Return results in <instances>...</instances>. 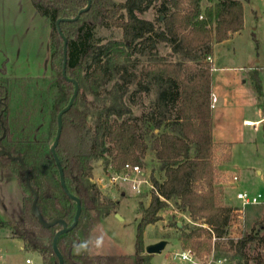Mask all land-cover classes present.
I'll return each instance as SVG.
<instances>
[{
	"label": "trees",
	"instance_id": "obj_1",
	"mask_svg": "<svg viewBox=\"0 0 264 264\" xmlns=\"http://www.w3.org/2000/svg\"><path fill=\"white\" fill-rule=\"evenodd\" d=\"M30 2L51 27L49 69L53 93L48 90L44 99L48 104L46 127L11 126V81L3 63L0 137L1 124L6 133L0 145L9 154L22 158L30 184L38 192L37 205L46 222L60 219L70 226L76 213V203L61 187L50 151L57 132V116L74 90L67 79L75 80L80 90L85 87L92 96L88 101L82 92L78 93L73 106L62 116L56 146L66 189L81 205L76 226L57 240L63 264H152L153 255L145 252L144 232L146 227L161 221L163 212L170 210L168 227L175 229L174 238L182 250L190 249L198 258L212 251L230 250L235 259L233 264H264V254L256 249L264 243V236H259L263 227L242 232L235 239L230 237L236 214L233 207L223 204V191L215 173V152L219 146L212 140L211 67L206 59L214 44L243 29L242 2L91 0L89 10L80 15L86 0ZM153 6L159 14L156 18L159 25L139 17ZM78 15L77 20L66 21ZM58 20L61 34L67 40L65 76ZM107 24L122 31L121 40L101 44L95 29ZM159 44L171 49L169 57L152 54ZM136 54L148 56L153 66L144 64L138 68L136 58H132ZM170 57L176 58V62L167 63ZM186 62H192L194 68L186 66ZM259 74L260 69H256L251 80L254 90L261 95ZM151 88L155 97L144 107L142 95L147 98ZM138 105L144 109L136 115L132 108ZM26 120L27 125L33 124L30 118ZM148 152L155 161L157 176L153 173L147 178L151 185L147 191L148 205L142 202L138 205L140 218L134 253L90 255L91 232L103 218L117 214L118 208V203L103 194L93 180L94 164L101 163L105 170L111 166L114 172H119L129 163L144 171ZM0 175L6 182H13L21 206L20 218L0 222V228H8L10 237L22 242L24 251L38 254L41 264H58L51 244L56 228H44L32 215L33 196L18 162L0 156ZM176 213L184 223L176 221ZM170 238L166 234L159 239ZM44 239H48L47 244Z\"/></svg>",
	"mask_w": 264,
	"mask_h": 264
},
{
	"label": "rangeland",
	"instance_id": "obj_2",
	"mask_svg": "<svg viewBox=\"0 0 264 264\" xmlns=\"http://www.w3.org/2000/svg\"><path fill=\"white\" fill-rule=\"evenodd\" d=\"M241 1L244 6V27L229 40L214 45L215 70L211 73V90L218 99L211 114L214 140L218 143L231 144L230 147L219 146L215 155L216 182L223 191V204L237 208L234 206L238 205L235 200V193L238 190L262 196L260 205L246 209V213L251 215L250 218L245 216L243 224L237 218L232 222L229 231L230 237L234 239L242 232L258 230L261 227L263 228L259 231V236H264V128L261 126L255 129L253 126L243 124V120L256 118L257 105L261 108L264 106L262 101L258 103L259 99L247 74L248 69L255 66L261 67L263 71L260 76L264 89V0ZM113 2L120 3L123 0H113ZM205 6L203 2V8ZM35 12L30 0H0V67L5 63L6 76L11 81L9 86L12 97L11 126L18 129H26V126L28 128L30 125L39 126L40 129L46 127L45 114L48 112V104L44 99L48 90L49 93H53L49 64L36 63L33 66L32 61L28 62L26 57L28 53L32 57L34 51L44 52L46 41L50 42L49 22ZM158 15L156 7L153 6L139 17L159 25L156 21ZM95 35L101 44L109 40L122 39V31L108 24L97 27ZM170 51L169 47L159 44L155 53L152 54L158 58H167ZM132 58H136L138 68L149 61L148 56L137 54ZM170 58L176 61V58ZM186 66L194 68L193 63ZM14 77L21 79L14 80ZM81 92L88 101L92 99L85 87L79 89V94ZM153 96L154 93L147 98L142 95L141 101L144 107L150 104ZM242 104H247L249 107L243 109ZM144 107L138 105L132 109L136 115H139ZM28 118L33 124L27 125ZM147 135L150 136V132ZM145 163L144 172L147 178L153 173L156 175V164L150 152L147 153ZM101 169L104 172L101 163L94 164L95 174H101ZM257 170L261 174H257ZM233 176H237L239 181L235 183ZM147 191L146 186L141 189V194H135L127 185L119 187L108 184L105 187L103 194L119 200L117 212L123 219L119 220L113 215L100 221L93 235L90 255H132L134 253L136 225L140 218L138 205L140 202L145 206L148 205ZM14 194L13 182L7 180L0 186V220L9 218L11 214L9 210H13L15 206L9 201L15 199ZM4 208L8 211L4 212ZM171 213V210L163 212L161 221L145 229L144 243H150L166 234L172 237L159 240L165 241L166 245L159 254H153L152 264H217L216 261L223 258L226 260L221 264H233L235 259L230 250L221 253L212 251L202 258L196 257L194 262L173 259L174 254L180 253L181 248L174 238L175 229L168 227ZM176 221L184 223L178 214ZM256 249L261 255L264 254V243L257 245ZM26 259H31L34 264H41L38 254L22 250V242L12 239L7 228H0V264H25Z\"/></svg>",
	"mask_w": 264,
	"mask_h": 264
},
{
	"label": "water",
	"instance_id": "obj_3",
	"mask_svg": "<svg viewBox=\"0 0 264 264\" xmlns=\"http://www.w3.org/2000/svg\"><path fill=\"white\" fill-rule=\"evenodd\" d=\"M86 1H87V5L85 6V8L80 10L79 15L89 10L90 5H91V0H86ZM79 15L76 16L74 19H67L66 21L77 20ZM59 23H60V20H58L56 22V27H57L58 33L60 34V36L63 39V71H62V73L65 76V64H66V55H67V51H66L67 40L61 34V31L59 29ZM67 80H68V82L73 84L74 90H73V94H72L68 104L59 112V114L57 116V132H56L55 139H54L52 145L50 146V151L52 153V156L54 158V161L56 163V166H57V169H58V172H59V179H60L61 187L65 191L66 195L76 203V213H75V216H74V220H73V222H72V224L70 226H68L65 221L60 220V219H53L50 222H46L43 219V217H42V215L40 213V210L38 208V205H37L38 192L30 184L29 172H28V170H27L22 158L20 156H17V155L9 154L0 145V156H4V157H6V158H8L10 160L17 161L19 166H20V169L25 173V185L27 186V188L29 189L30 193L33 196V202H32L31 208H30L32 215L36 217L38 222L44 228H50V227H55L56 228V233L54 235V238H53L51 244H52L53 253L55 254V256L58 259V264H63V258L61 256V253L58 250L57 240H58L59 236H61L64 233H67L68 231L72 230L76 226V224H77V222L79 220L80 214H81L80 201H79L78 198H76L75 196H73V195L68 193V191L66 189L65 181H64L63 171H62L61 165L59 163L58 157L56 155V146L58 144V140H59V137H60V134H61V130H62V116L66 112H68L69 109L73 106V104H74V102H75V100H76V98L78 96V93H79V85H78V83L75 80H72V79H67ZM1 126H2V135L0 137V140L5 136V133H6V130L3 127L2 124H1ZM115 216L119 220H122V218L119 215L115 214ZM44 243L47 244L48 243V239H44ZM165 245H166L165 241H159V242H157L155 244H151L149 246H146L145 247V252L148 255H153V254H157V253L159 254L164 249Z\"/></svg>",
	"mask_w": 264,
	"mask_h": 264
},
{
	"label": "crops",
	"instance_id": "obj_4",
	"mask_svg": "<svg viewBox=\"0 0 264 264\" xmlns=\"http://www.w3.org/2000/svg\"><path fill=\"white\" fill-rule=\"evenodd\" d=\"M238 1H241V0H238ZM245 1V0H244ZM242 2V1H241ZM242 4H243V2H242ZM34 11H35V9H34ZM36 14H38L37 12H35ZM243 27H244V6H243ZM48 33H49V31H48ZM235 34H237V33H235ZM234 35V34H233ZM48 37V36H47ZM232 37V35L230 36V38ZM229 38V39H230ZM228 39V40H229ZM47 40V39H46ZM227 41V40H226ZM47 43H46V46H45V49H44V52H39V51H34V52H32V57H31V55H29V53H28V55H26V57H27V60H28V62H31L32 61V65L33 66H35L36 65V63L37 64H40L41 63V65H45V64H49V57H50V54H51V47H50V42H49V40L48 41H46ZM225 42V41H224ZM223 43V42H222ZM218 44H221V43H218ZM214 45H217V44H214ZM214 45H213V47H214ZM6 56V55H5ZM4 56V57H5ZM29 56V57H28ZM3 57V58H4ZM25 57V58H26ZM209 58H210V61H208L207 59H206V62L207 63H209L210 64V67L211 68H214L213 70H211V73L215 70V67H214V61H215V59H214V54H213V51H212V54L210 55V56H208ZM24 58V59H25ZM2 61V60H1ZM168 62H176V61H173L172 59H170V61H167V63ZM190 63H192V62H186L185 64L186 65H188V64H190ZM151 64V66H153V62H150V61H148L147 63H146V66H149ZM195 65L193 64V67H194ZM189 67H191V66H189ZM199 68V67H198ZM256 69H260V74H259V77H260V81H261V88H262V94L261 95H258L257 94V92L255 91V93H256V95H257V97H258V99H259V102L258 103H260L261 101L263 102L262 103V105H264V89H263V86H262V80H261V72L263 71V69L261 68V67H258V66H255L254 68H251V69H248L247 70V74H248V76H249V79H250V81H251V84H252V80H251V73L252 72H254ZM212 76V75H211ZM26 78H35V77H26ZM16 79H21V78H18V77H14V80H16ZM252 86H253V84H252ZM211 89V88H210ZM253 89H254V87H253ZM152 93H154V89L153 88H151V90H150V93H149V95L150 94H152ZM148 95V96H149ZM152 96V95H151ZM154 97H155V94H154V96H153V99H154ZM212 97H215V95H214V93L212 92V90H211V96H210V98H209V102H210V105H211V114H212V109H213V107H214V105L218 102V99L216 98V102L215 103H212ZM152 99V100H153ZM149 105V104H148ZM241 106H243V109H244V107L245 108H248L249 106L247 105V104H242ZM256 110H257V115H256V118L254 119V120H243V124H245L246 122H251V123H257V122H261L260 123V125H258V127H257V129H259L261 126L264 128V106L261 108L260 107V105H257V107H256ZM211 117H212V115H211ZM246 125V124H245ZM247 126V125H246ZM212 140H213V143L214 144H216V146H224V145H228L229 147L231 146V144L230 143H227V142H220V143H218V142H216L215 140H214V125H213V120H212ZM217 153L215 152V155H216ZM257 174H261V172L259 171V170H257ZM93 180L96 182V184H98L99 185V183L100 182H102V187L100 186L99 188L102 190V192L104 191V189H105V187L107 186V183L105 182L106 181V177H105V175H104V172L102 171V169H101V174H95L94 173V171H93ZM238 181H239V179H238ZM5 183V177L3 176V175H0V186L2 185V184H4ZM101 184V183H100ZM14 186V185H13ZM14 189H15V186H14ZM14 196H15V199H13L12 201H9V203H13L15 206H14V208H13V210H9L10 211V216H9V218H5V220H0V222H5V221H14V220H18L19 218H20V214H21V206H20V198H19V193H18V191L15 189V194H14ZM112 198V197H111ZM113 200H114V198H112ZM117 203H118V201L119 200H115ZM11 203V204H12ZM238 203V202H237ZM238 205H235L234 207H237ZM8 211V209H6V208H4V212H7ZM247 211H245V216H247V218H250L251 217V215H249L248 213H246ZM247 214V215H246ZM115 216V214H112V215H109V216H107L106 218L108 219L110 216ZM117 215H119L120 217H121V215L117 212ZM245 216H244V221H245ZM105 218V219H106ZM122 218V217H121ZM123 219V218H122ZM98 225H100V222H99V224ZM97 227L98 226H96L94 229H93V231L91 232V235H90V243H89V253L91 252V250H92V244H93V235H94V233H95V231H96V229H97ZM8 229V228H7ZM8 231H9V229H8ZM10 234V233H9ZM159 240L160 239H157V240H153L152 242H150V243H145V247L146 246H149V245H151V244H155V243H157V242H159ZM22 250H23V244H22ZM182 250V249H181ZM93 256H96V255H93ZM41 260V259H40ZM26 261V260H25ZM30 261H31V264H34L33 263V261L30 259ZM25 264H26V262H25Z\"/></svg>",
	"mask_w": 264,
	"mask_h": 264
},
{
	"label": "built area",
	"instance_id": "obj_5",
	"mask_svg": "<svg viewBox=\"0 0 264 264\" xmlns=\"http://www.w3.org/2000/svg\"><path fill=\"white\" fill-rule=\"evenodd\" d=\"M207 60L210 61V58L207 57ZM214 68H211L213 70ZM216 102V98L212 97V103ZM261 122L257 123H251L246 122L245 124L247 126H253L255 129H257L258 125H260ZM104 175L106 177V183L107 185H117V186H124L127 185L131 191H133L135 194H141V189H143L145 186L148 187V189H151V185L147 179V176L145 175L144 171L139 165H133V164H125L122 169L119 172H114L109 166L106 170L104 169ZM233 181L236 183L238 181L237 176L232 177ZM101 183V184H100ZM99 185L102 187V182H100ZM98 185V184H97ZM98 185V187H100ZM143 187V188H142ZM262 199V196L260 194H253L245 190H238L235 193V200L238 202L237 208H234V213L236 214V218L238 221H240L242 224L244 222V216L245 211L248 207L251 206H258L260 205V201ZM243 225H241L242 227ZM173 259H178L180 261H190L194 262L196 258V255L194 252H192L190 249L187 250H181L180 253H175L173 256ZM226 260V258L219 259L216 261L217 264H221ZM26 264H31L30 259H26Z\"/></svg>",
	"mask_w": 264,
	"mask_h": 264
},
{
	"label": "clouds",
	"instance_id": "obj_6",
	"mask_svg": "<svg viewBox=\"0 0 264 264\" xmlns=\"http://www.w3.org/2000/svg\"><path fill=\"white\" fill-rule=\"evenodd\" d=\"M81 247H83V246H81Z\"/></svg>",
	"mask_w": 264,
	"mask_h": 264
}]
</instances>
